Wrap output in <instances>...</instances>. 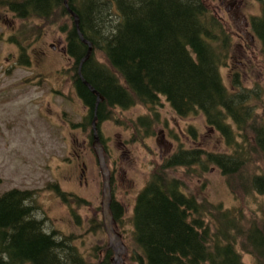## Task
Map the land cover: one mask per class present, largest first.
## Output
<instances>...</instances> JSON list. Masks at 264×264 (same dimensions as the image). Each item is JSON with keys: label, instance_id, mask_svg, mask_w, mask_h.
<instances>
[{"label": "trees", "instance_id": "obj_1", "mask_svg": "<svg viewBox=\"0 0 264 264\" xmlns=\"http://www.w3.org/2000/svg\"><path fill=\"white\" fill-rule=\"evenodd\" d=\"M0 1L23 21L11 38L21 63H31L26 43L31 34L29 19L54 23L60 16L65 20L59 29L65 35V51L74 60L73 87L88 109L80 125L90 126L91 140L95 115L99 127L111 118L113 108L137 103L154 107L162 97L180 116L203 114L207 125L223 137L228 151L180 147L153 170L131 218V260L137 264H246L240 246L262 264L264 221L243 225V212L224 209L222 204L207 208L169 174L180 167L192 172L213 165L236 196L264 197L263 114L254 112V91L225 85L221 66L227 62L232 40L206 0H68L79 16V31L64 0ZM261 2L262 15L253 20L252 29L264 56ZM82 39L92 43L93 53L83 64L81 77L79 64L88 50ZM96 52L107 63L98 60ZM235 76L237 86L239 74ZM84 79L104 97L97 111L98 96ZM137 121L147 127L146 134H152L150 116ZM50 186L68 204L83 200L57 183ZM39 212L34 190L15 187L0 192V264H111L112 250L100 261L97 256L90 260L71 235L48 229L47 218ZM120 212L118 206L116 219Z\"/></svg>", "mask_w": 264, "mask_h": 264}, {"label": "rangeland", "instance_id": "obj_2", "mask_svg": "<svg viewBox=\"0 0 264 264\" xmlns=\"http://www.w3.org/2000/svg\"><path fill=\"white\" fill-rule=\"evenodd\" d=\"M1 14L14 19L5 10ZM59 17H55L58 21L54 23L29 19L31 34L26 43L30 64L20 62L17 46L7 40L14 26V34L18 33L23 21L17 19L6 28L0 23V192L15 187L34 190L40 205L39 216L47 218L48 229L71 235L74 244L90 260L97 256L100 261L108 249L112 250V259L114 250L108 247L109 238L102 221V176L90 142L91 128L80 125L87 109L72 84L74 60L65 51V35L59 29V23L65 20ZM230 38L232 49L227 64L221 67L224 83L232 90L254 91L257 95L253 94L251 104L254 112L263 114L264 121L262 44L256 37L250 39L248 65L242 66L237 52L242 48H237L235 37ZM95 55L107 63L101 53ZM236 74H239L237 86ZM145 115L151 117L152 134H146L147 127L136 122ZM100 130L111 155L109 165L115 166L116 160L117 167H122L116 171L114 199L119 202L121 212L115 226L128 250L116 264H137L131 260L134 254L131 218L138 194L153 170L180 147L228 149L220 133L207 125L203 114L180 116L164 97L154 107L137 103L126 109L113 108L111 118L101 122ZM169 174L179 178L186 193L194 195L207 208L209 204H222L224 209L243 212V225L264 221L261 211L264 197L236 196L217 166L196 167L192 172L180 167ZM54 183L83 200L80 204L64 202L50 186ZM238 250L246 264H260L252 253L240 246Z\"/></svg>", "mask_w": 264, "mask_h": 264}, {"label": "flooded vegetation", "instance_id": "obj_3", "mask_svg": "<svg viewBox=\"0 0 264 264\" xmlns=\"http://www.w3.org/2000/svg\"><path fill=\"white\" fill-rule=\"evenodd\" d=\"M208 3V8L213 13L214 17H216L217 20H219L221 23H223L232 37H235V41L237 44V48H242L241 51L238 52V56L240 57V64L248 65V52L251 49L250 39L253 41L255 38V35L252 32V24L253 20L256 17H259L262 15V9L263 4L261 0H206ZM2 10L8 11V8L0 1V23L4 28L13 26L15 21L17 19L14 17V19L3 17L1 12ZM235 27V29L233 28ZM12 29V27H11ZM15 26L14 30L8 34L7 40L10 44H15L11 42V38L15 35ZM101 132V130H100ZM102 134V133H101ZM105 146V152H106V159L107 163L111 161V155L107 151L106 144L104 142ZM114 163H116L115 166L110 167L111 172V185H112V193H113V209L114 211L118 209L119 202L114 199V189L116 188V185L118 184V178L116 171L118 169L122 170V167H117V161L115 160ZM84 166V164H83Z\"/></svg>", "mask_w": 264, "mask_h": 264}, {"label": "water", "instance_id": "obj_4", "mask_svg": "<svg viewBox=\"0 0 264 264\" xmlns=\"http://www.w3.org/2000/svg\"><path fill=\"white\" fill-rule=\"evenodd\" d=\"M65 7L70 12V14L74 18V22L76 25L77 30H80L79 23L80 19L78 14L69 6L68 0H64ZM80 36L82 34L80 33ZM84 43L88 45V50L86 55L83 57L79 64V74L82 77L81 70L83 64L89 60L93 52V45L90 41L86 39H82ZM84 83L91 89L93 93H96L98 96L97 103H96V111L100 101H103L104 97L87 81L84 79ZM93 150L95 155L98 159V163L100 166V170L103 177V189H102V215H103V223L105 231L109 237V248L114 250L115 257L111 259L113 264L119 263L122 260V255L127 252L128 248L127 245L124 244L122 240V235L117 232L115 229V217L114 212L112 209V202H113V195H112V188H111V176L110 170L106 162L104 146L98 134V127H97V116L95 115L93 120V142H92Z\"/></svg>", "mask_w": 264, "mask_h": 264}]
</instances>
